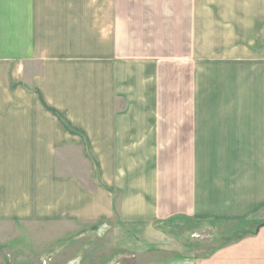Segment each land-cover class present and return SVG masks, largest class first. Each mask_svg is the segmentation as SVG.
I'll use <instances>...</instances> for the list:
<instances>
[{
    "label": "crops",
    "instance_id": "obj_1",
    "mask_svg": "<svg viewBox=\"0 0 264 264\" xmlns=\"http://www.w3.org/2000/svg\"><path fill=\"white\" fill-rule=\"evenodd\" d=\"M51 1L21 55L42 75L29 86L24 65L9 71L20 81L0 113V221L112 224L121 247L176 217L260 218L206 259L151 264H264V0L146 2L128 33L167 36V50L181 36L164 57L127 46L120 0ZM73 150L88 186L57 173Z\"/></svg>",
    "mask_w": 264,
    "mask_h": 264
},
{
    "label": "rangeland",
    "instance_id": "obj_2",
    "mask_svg": "<svg viewBox=\"0 0 264 264\" xmlns=\"http://www.w3.org/2000/svg\"><path fill=\"white\" fill-rule=\"evenodd\" d=\"M148 1L150 0H120L121 7L118 11L122 17L126 16L125 22L129 24L127 33L131 32L133 27L136 30L143 27L139 25L138 20L146 15L143 7ZM50 6H54L51 0H0V113L10 112L16 107L12 102L6 103L5 97L11 81H20L15 73H10L11 69L17 70L24 65L27 71L26 83L29 86L36 76L39 77L43 73L38 60L24 61L21 55L25 49L23 47L28 48L27 44L31 43L30 32L35 25L36 28L43 26L46 31V21L51 22ZM65 6L61 2L58 3L60 11L67 9ZM38 7H41L39 14H35L33 18ZM164 10L158 9L159 12ZM134 15L137 16L135 26ZM133 34L128 33L129 36H126L129 37L127 46L133 51L136 49L150 57H164L167 51L180 53L181 36H173L167 50V36ZM23 36L26 37V45H22ZM31 49L32 46L27 52ZM12 64H15L14 69L11 68ZM66 155L69 159L72 158L64 163L59 156L57 173H76L88 186L87 166L80 157L81 153L73 150ZM48 158L46 155L40 158V162L48 163ZM261 224L260 218L241 221H194L176 217L163 225H153L152 230L155 232L138 234V238L135 237L138 240L131 237L130 242H123L120 247L110 233L112 224L0 221V264H151L186 254L206 259L236 242L254 236L255 229Z\"/></svg>",
    "mask_w": 264,
    "mask_h": 264
}]
</instances>
